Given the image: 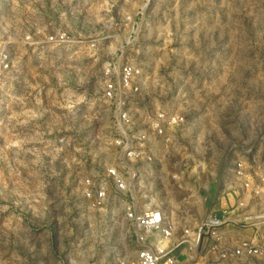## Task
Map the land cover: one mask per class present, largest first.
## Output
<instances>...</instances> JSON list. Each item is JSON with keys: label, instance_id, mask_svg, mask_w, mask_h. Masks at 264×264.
<instances>
[{"label": "rangeland", "instance_id": "rangeland-1", "mask_svg": "<svg viewBox=\"0 0 264 264\" xmlns=\"http://www.w3.org/2000/svg\"><path fill=\"white\" fill-rule=\"evenodd\" d=\"M0 25L18 61L0 86V264H136L134 206L113 182L126 167L109 176L105 161V67L119 49L138 70V110L150 95L193 122L200 181L190 163L182 174L193 215L160 189L162 172L144 175L171 222L186 218L181 230H195L228 153L245 162L247 143L248 164L259 160L264 0H0Z\"/></svg>", "mask_w": 264, "mask_h": 264}, {"label": "built area", "instance_id": "built-area-1", "mask_svg": "<svg viewBox=\"0 0 264 264\" xmlns=\"http://www.w3.org/2000/svg\"><path fill=\"white\" fill-rule=\"evenodd\" d=\"M0 27V86H4L18 61L9 31ZM122 57L123 50L119 49V55L105 67L104 97L111 105L112 140L105 161L109 176H118L120 168L126 167L128 177L122 175L113 182L117 183V189L127 187L134 206L128 217L138 244L136 264H264V144L256 151L260 158L253 164L246 159L251 152L247 143L245 162L227 154L221 176L215 181L214 194L196 218L195 230H181L189 225L186 218L182 216L176 222L179 226L171 222L167 215L171 208L163 209L156 196L148 193L154 176L149 183V177L145 179L144 175L162 172L160 189L165 186L175 194L173 197L182 205L177 212L181 215L193 212L186 208L187 192L192 195L193 191L187 190L188 183L182 176L190 163L191 172L200 181L199 149L184 137L185 130L195 131L193 122L186 114L150 95L146 111L138 110V70ZM59 142L60 146L65 145L62 139ZM206 166L209 173L212 168ZM183 184L186 190L180 189ZM201 187L208 191L212 184ZM96 192L97 198L109 197L106 188H96ZM138 199L146 204L137 206ZM181 244L185 247H180ZM179 256L183 259H178Z\"/></svg>", "mask_w": 264, "mask_h": 264}, {"label": "bare ground", "instance_id": "bare-ground-1", "mask_svg": "<svg viewBox=\"0 0 264 264\" xmlns=\"http://www.w3.org/2000/svg\"><path fill=\"white\" fill-rule=\"evenodd\" d=\"M181 188L180 189H183L184 187H185V189H186V185L185 184H183L182 186H180Z\"/></svg>", "mask_w": 264, "mask_h": 264}]
</instances>
